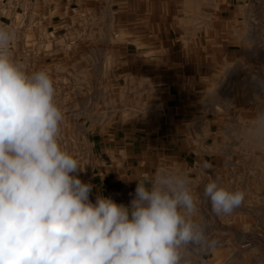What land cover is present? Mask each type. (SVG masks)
<instances>
[{
    "label": "rangeland",
    "instance_id": "1",
    "mask_svg": "<svg viewBox=\"0 0 264 264\" xmlns=\"http://www.w3.org/2000/svg\"><path fill=\"white\" fill-rule=\"evenodd\" d=\"M133 2L0 0V28L15 34L10 57L29 74L46 71L54 82L55 102L64 115L60 144L85 132L79 122L125 115L143 96L157 93L148 62L163 55L143 50L162 38L143 36L147 25ZM214 3L198 6V13L212 12L214 21L166 23L170 42L193 49L175 56L184 68L166 71V86L184 78L220 112L219 144L230 160V180L217 184L245 194L230 215L204 210L193 217L207 236L199 251L221 242L224 221L241 233V264H264V0H241L230 14ZM182 33L186 36L175 38ZM197 205L211 211L205 196Z\"/></svg>",
    "mask_w": 264,
    "mask_h": 264
},
{
    "label": "clouds",
    "instance_id": "2",
    "mask_svg": "<svg viewBox=\"0 0 264 264\" xmlns=\"http://www.w3.org/2000/svg\"><path fill=\"white\" fill-rule=\"evenodd\" d=\"M14 35L0 28V264H192L207 236L187 177L157 172L127 206L99 193L93 203L59 143L54 82L10 57ZM204 196L221 216L245 194L210 180Z\"/></svg>",
    "mask_w": 264,
    "mask_h": 264
},
{
    "label": "crops",
    "instance_id": "3",
    "mask_svg": "<svg viewBox=\"0 0 264 264\" xmlns=\"http://www.w3.org/2000/svg\"><path fill=\"white\" fill-rule=\"evenodd\" d=\"M214 2L134 0L132 3L147 25L143 36L162 38L161 44H149L143 50V53L163 55L148 62L157 93L143 96L131 110L125 111V115L120 113L108 120H94L89 125L79 122V129L83 126L85 132L78 130L77 141L60 144L62 150L78 159L83 169L79 178L94 185L90 194L93 203L99 193L127 206L134 198L137 181H150L157 172L187 177L196 200L204 196L205 185L210 180L228 184L230 160L223 156L219 144L220 112L208 104L205 94L188 87L184 78L182 81L176 79L167 87L165 77L166 71L184 68V63L175 57L177 54L193 52L180 41H169L166 23L214 21L212 12L198 13V6L213 8ZM216 2H220L229 14L241 5V0ZM183 36L186 35L182 33L175 38ZM204 210L212 212L208 207L202 209L197 205V214ZM221 227L224 234L220 243L212 242L202 251L198 247L190 249L192 264H213L215 261L241 264V233H233L237 230H231L233 228L224 221ZM219 246L221 250L216 255Z\"/></svg>",
    "mask_w": 264,
    "mask_h": 264
}]
</instances>
